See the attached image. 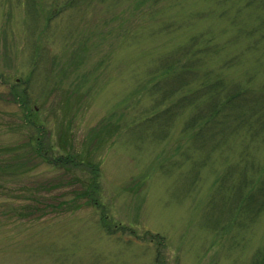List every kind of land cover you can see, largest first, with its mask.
Returning <instances> with one entry per match:
<instances>
[{"label": "rangeland", "instance_id": "374dc122", "mask_svg": "<svg viewBox=\"0 0 264 264\" xmlns=\"http://www.w3.org/2000/svg\"><path fill=\"white\" fill-rule=\"evenodd\" d=\"M246 2L0 0V264L264 262V207H245L264 175V117L205 126L210 99L194 92L207 71L264 89V9ZM204 35L213 46L186 59L179 90L164 83L183 62H162ZM12 89L47 154L73 163L36 156Z\"/></svg>", "mask_w": 264, "mask_h": 264}, {"label": "trees", "instance_id": "16d2710c", "mask_svg": "<svg viewBox=\"0 0 264 264\" xmlns=\"http://www.w3.org/2000/svg\"><path fill=\"white\" fill-rule=\"evenodd\" d=\"M258 1H260V0H247V2L244 4V8L248 9L253 4H255L257 2L256 6L260 7V9H264V3L258 2ZM240 9H242V8H240ZM234 19H233V23H237L238 18L235 17ZM261 28L264 31V19L258 20L257 26H255V30H261ZM255 30L253 28H249V32H248L249 36H252V35L255 36V34L258 35V33H256ZM239 35H241V34H239ZM202 37L205 38V35L191 39L190 43L187 44L186 49H184L182 51L174 52L171 57H168L167 59H165L162 62V66L165 67L164 71H163L164 73L169 71V69L173 68V63H174L176 57L180 56V58H178L176 60L183 62L182 68H180L176 72V74L172 73V71H169V72H171V74H169L168 76H166L162 80L164 83L168 82L169 84H172L171 81H174V82L176 81L175 84L179 90V88L181 87L180 86L181 83L184 82V81H182V78H185L186 72L188 71L187 70V68H188V63H187L188 61L187 60H189L191 57L196 59L197 57L200 56L201 52L207 53V52H209V48H211V46H213L212 40H211V39H213V37L210 36L208 41H205ZM201 44H203L204 46H202ZM201 46L203 47V50H200ZM199 58H201V57H199ZM182 60H185V61H182ZM234 60L235 59H233V62H234ZM207 72L210 73L211 75L205 79L204 83L202 82V84L198 87L197 90L194 91L196 94L195 95L196 99H198L201 95L202 96H209V99H210V102H209L210 104L205 109L202 110V112L199 116V119L201 118V120H204L205 126L210 125L212 122L215 125L221 124L222 122H220L218 120L219 117L217 118L219 113H227V116L229 118H233V122H237L238 124L239 123L250 124L252 119H251V117L247 116V113L251 110H258V112H259V114H257L258 122L260 123L263 120V117H264V105H263L264 104V89H262L259 92H254L252 89H250V88H252L250 85V82H252L251 75H248L246 83H236V84L227 83L226 84L223 75H221V72H214V71H207ZM168 83H166L165 85H167ZM243 86L246 88H244ZM15 88H17L16 85H15ZM17 89H15V90L12 89L10 91V93H11V95H13V97H12L13 100L16 103H20L22 108H23L22 110L24 113V119H23L24 125L29 127V128H31V126L35 128L36 133L33 136H31L30 145L33 146V150H34L36 156L38 158L42 159L43 162H46L48 165H51L53 167L55 165H57L59 162L61 163L60 166H65L68 163H73L75 157L71 156L72 154L68 155L66 157H60L58 159H53V160H52V157H54V156H50L49 154H47L48 151L44 149V135H43L42 128L37 127L35 125V122L33 120H31L32 110H30L28 107H26L25 100L22 99L23 97H21L22 95L20 94V92L17 91ZM18 90L21 91L20 89H18ZM25 96H26V94H25ZM26 98H27V96H26ZM220 99H222L223 102H221V105L218 106ZM198 104H200V103H195V105H197V108L199 106ZM252 105H254V107H251ZM240 113L242 114V116H241L242 119L238 120L237 115ZM253 115H254V113L252 114V117H253ZM220 119H221V117H220ZM262 124H264V122ZM250 127H246V129H248ZM242 158H247V157L245 155H243ZM241 160L243 161V159H241ZM243 163L245 164L244 161H243ZM18 166H19V162L16 161L15 164L12 166V168L15 169ZM246 166L247 165H245L244 167H246ZM94 171H95V168H94ZM243 172H242V174H243ZM93 174H94V172H93ZM254 178L255 177H253V179H251V180L257 186V188L253 191L252 194H250V196H249L250 199L248 200L247 203H245V207H246L248 205L249 201L251 200V202L249 203L250 206L249 207L247 206L248 208H250L249 209L250 212L254 211V210L258 211L260 209H263V207H264V175H263L262 179L259 178L255 182H254ZM242 182H244V185L242 184L240 187L238 186L239 190H242V192H243L246 189L248 190L251 188L250 183L248 181L244 180V178H243ZM97 185H98V182H97V179L95 178L91 183V187L89 188L87 195L84 196L86 198V200H88L90 203L91 202L95 203L96 197H95L94 193L92 192V189H94V188L97 189L98 188ZM3 199H5V198H3ZM34 207H32V208H34ZM31 213L34 214L36 212H31ZM104 217L101 218L102 222H103L102 225L106 228L107 233H109L111 231V229L108 228V225H107V216L105 218ZM263 258H264V256H263ZM261 264H264V262Z\"/></svg>", "mask_w": 264, "mask_h": 264}]
</instances>
